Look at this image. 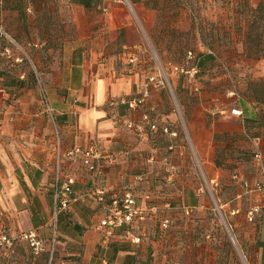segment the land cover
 <instances>
[{
	"label": "crops",
	"instance_id": "obj_1",
	"mask_svg": "<svg viewBox=\"0 0 264 264\" xmlns=\"http://www.w3.org/2000/svg\"><path fill=\"white\" fill-rule=\"evenodd\" d=\"M16 47L24 49L35 77L31 71L25 80V73L18 75L20 79L14 77ZM144 51V37L122 1H0V234L17 236L35 230L41 241H49L56 178L69 177L73 201L67 212L57 215L54 225L56 264H264V198L242 186V181L259 178L252 158L254 138L259 136L264 144L259 110L250 103L240 104L241 116L230 114L228 123L222 122L223 117L216 122L219 133L243 132L239 154L248 155L242 149L250 154L249 162L238 160L235 168L229 164L222 169L208 162V180L214 183L221 178L225 186L220 192L227 197L202 189L175 195L178 202L166 199L177 192L140 194L141 202L149 197L159 207L160 216L169 215L167 236H161L160 217L152 237L149 232L145 237L144 221L140 223L143 230L137 231L138 240L126 236L123 227L108 235L99 226L105 212L99 193L104 190L109 200L122 176L117 172L114 177V166L97 171L99 157L90 169L81 155L68 151L75 147L97 151L91 141L104 137L109 148L119 136L134 149L120 123L130 119L125 101L144 87L138 71L146 62ZM37 69L40 93L53 111L54 127L47 111H15L5 106L11 96L7 89L32 86L34 78L38 80ZM246 127L256 133H245ZM157 136L145 132L135 149L144 151L149 138ZM176 209L180 213H174ZM213 211L225 218L243 260L225 239L208 229Z\"/></svg>",
	"mask_w": 264,
	"mask_h": 264
},
{
	"label": "rangeland",
	"instance_id": "obj_2",
	"mask_svg": "<svg viewBox=\"0 0 264 264\" xmlns=\"http://www.w3.org/2000/svg\"><path fill=\"white\" fill-rule=\"evenodd\" d=\"M110 1H122L135 29L144 37L146 62L138 71L143 76L147 97L143 106L130 111L126 124L120 123L132 138L129 139L133 150L125 146L121 136L109 148L105 137L91 141L97 145L99 153L97 171H104L109 165L116 167L114 177L117 172L122 176V183L109 194L129 190L139 197L143 193L169 195V192H177L166 198L174 202L179 200L175 195L190 189H202L210 195L218 191V196L221 195L225 184L221 178L214 183L208 180V162L222 169L229 164L235 168L238 160L249 162L250 154L243 149L241 152L248 155L239 154L238 142L244 139L243 132L216 131L219 117L228 123L231 109L240 107L241 103H250L259 110L261 125H264V0ZM129 1H137V4L131 5ZM119 35H124L122 29ZM187 51L200 60L193 77L174 70L175 66L191 67L192 62L185 63ZM14 53L18 58L11 66L16 73L14 77L25 73V80L28 71L35 77L24 49L16 47ZM36 73L38 80L33 77L32 86L7 89L11 94L5 104L7 109L37 110L47 114L46 102L40 93V70ZM140 114H145L147 119ZM50 122L54 127L52 119ZM129 122L131 127H128ZM138 124L144 126L146 133L149 125L154 124L156 129L152 133L158 134L149 138L144 151L135 149L136 143L143 138L136 134ZM245 133L256 132L246 127ZM53 153L55 158L58 152L55 149ZM225 197L227 195H221L222 199ZM174 213H180L179 209ZM213 213L208 229L216 238L225 239L243 260L225 218L218 211ZM159 214H147L145 237L148 232L149 237L154 235ZM134 230L143 229L138 225ZM168 234L169 228L161 236ZM55 236L52 219L49 241H42V251L35 254L26 242L16 240L13 245L0 249V264H56Z\"/></svg>",
	"mask_w": 264,
	"mask_h": 264
},
{
	"label": "built area",
	"instance_id": "obj_3",
	"mask_svg": "<svg viewBox=\"0 0 264 264\" xmlns=\"http://www.w3.org/2000/svg\"><path fill=\"white\" fill-rule=\"evenodd\" d=\"M1 1V0H0ZM196 57L191 51H187L185 56V63L192 62L190 68H185L184 66H175L174 70L179 73L188 74L193 77L197 71ZM153 80V77L150 79ZM197 90V89H195ZM147 97V88L144 89L136 95L134 98L125 101L130 110H135L138 107H141L145 103ZM45 99V98H44ZM47 112L53 120V111L47 105L45 99ZM231 115L241 116L242 111L239 108H233L230 110ZM143 119H147V116L144 114ZM132 124L129 122L128 127H131ZM155 125L151 124L148 127V130L154 131ZM136 134L140 137H143L145 134V129L142 124L136 126ZM69 155L79 154L83 157V163L90 169L94 168V159L98 158L97 151L92 148L83 150L81 148H73L68 151ZM252 158L257 168L259 178L253 182L242 181V186L246 192H258L264 198V144H262V139L258 136L254 138V146ZM72 179L65 177L60 181V177L57 176L55 186H54V195H55V208L53 211L54 225L56 217L59 213L67 212L70 209L71 203L73 201L72 197ZM106 192L104 190L100 191L98 201L104 204L105 214L99 222L101 228H105L108 235H112L116 228L123 227L124 233L126 236L138 240L140 236L132 234L130 227L138 226L142 223L147 214L157 215L159 214V207L152 203L149 197H145L146 202L139 203L136 199V196L129 190L123 191L119 194H114L109 197V200L105 198ZM170 225V219L166 216H160L159 218V227L161 230H166ZM232 238V237H231ZM16 240L26 242L31 249H33L35 254H38L43 250L42 241L35 230H30L27 232H22L17 236H9L6 233L0 234V249L5 246H11ZM233 240V238H232Z\"/></svg>",
	"mask_w": 264,
	"mask_h": 264
},
{
	"label": "trees",
	"instance_id": "obj_4",
	"mask_svg": "<svg viewBox=\"0 0 264 264\" xmlns=\"http://www.w3.org/2000/svg\"><path fill=\"white\" fill-rule=\"evenodd\" d=\"M81 1H82V0H81ZM199 63H200V60L197 59V60H196V64H197V66L199 65ZM136 199H137V201H138L139 203H141V201L139 200V198L136 197ZM151 201H152V200H151ZM144 202H146V201L144 200ZM134 227H136V226L130 227V231L132 232V234L140 236V235L138 234V232H137L136 230H134ZM136 232H137V233H136Z\"/></svg>",
	"mask_w": 264,
	"mask_h": 264
}]
</instances>
